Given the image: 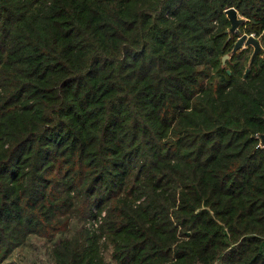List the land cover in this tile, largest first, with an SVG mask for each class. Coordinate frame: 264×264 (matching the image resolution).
Returning <instances> with one entry per match:
<instances>
[{
  "label": "trees",
  "instance_id": "16d2710c",
  "mask_svg": "<svg viewBox=\"0 0 264 264\" xmlns=\"http://www.w3.org/2000/svg\"><path fill=\"white\" fill-rule=\"evenodd\" d=\"M262 133L264 0H0V264H264Z\"/></svg>",
  "mask_w": 264,
  "mask_h": 264
},
{
  "label": "rangeland",
  "instance_id": "374dc122",
  "mask_svg": "<svg viewBox=\"0 0 264 264\" xmlns=\"http://www.w3.org/2000/svg\"><path fill=\"white\" fill-rule=\"evenodd\" d=\"M240 20L242 23L246 19L243 16H240ZM228 31L230 32V29H228ZM249 35H254V34H249ZM227 55H229L230 57V54H227ZM263 134L264 133L257 135L260 138V142L262 140ZM261 145L264 146L262 142H261ZM74 217L76 218L72 223L73 225L74 224H80V225L84 224L85 222L84 219H81L78 216H74ZM91 221L90 219L87 221L88 228H90L89 226L92 225L94 222V221L93 222ZM50 245H51L50 243H46L45 239H42L39 237H30L29 242L26 245H22L21 247H19L18 249L14 251V253L10 257V261H12L15 264H54V261L51 259V256L49 257V253L47 251V247H49Z\"/></svg>",
  "mask_w": 264,
  "mask_h": 264
},
{
  "label": "water",
  "instance_id": "95a60500",
  "mask_svg": "<svg viewBox=\"0 0 264 264\" xmlns=\"http://www.w3.org/2000/svg\"><path fill=\"white\" fill-rule=\"evenodd\" d=\"M226 13H227V15H228V17L232 23V26L230 28V32H232V33L238 32L239 26L241 24L240 15L238 13V10L235 7H231V8H228L226 10ZM249 45L254 46V52H253L252 59H251V62H252L255 59V57L257 56V54L262 49V44H261L260 39L255 37L254 35H249L247 33H243L238 38V40L236 41L233 52H236L240 49L246 48ZM227 58H229V55H225L223 58V61L225 62ZM249 70H250V68L247 69L246 73H248ZM261 142L264 145V134L262 135Z\"/></svg>",
  "mask_w": 264,
  "mask_h": 264
}]
</instances>
